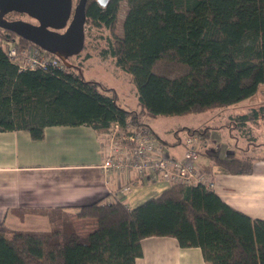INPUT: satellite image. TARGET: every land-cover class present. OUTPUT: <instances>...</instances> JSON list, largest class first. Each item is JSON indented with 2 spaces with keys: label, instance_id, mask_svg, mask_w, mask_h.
Listing matches in <instances>:
<instances>
[{
  "label": "trees",
  "instance_id": "obj_1",
  "mask_svg": "<svg viewBox=\"0 0 264 264\" xmlns=\"http://www.w3.org/2000/svg\"><path fill=\"white\" fill-rule=\"evenodd\" d=\"M126 2L118 34L119 0L105 6L87 0L85 33L107 29L98 52L111 55L129 74L138 107L122 106L112 87L84 78L82 60L89 52L70 66L19 69L0 41V130L25 129L36 139L48 125L89 124L107 131L113 122L141 119L145 112L227 108L264 84V0ZM1 34L34 44L8 29ZM87 46L85 41L83 49ZM258 119H264V103L231 115L228 123L252 139L248 123ZM208 128L188 127L186 133L203 136ZM213 165L248 173L252 158L215 156L205 171ZM46 213L55 224L49 231L9 229L0 222V264H135L147 236L197 246L209 264H264V219L233 208L203 184L170 183L131 208L118 200L80 205L75 217L93 219L86 233L63 208Z\"/></svg>",
  "mask_w": 264,
  "mask_h": 264
},
{
  "label": "crops",
  "instance_id": "obj_2",
  "mask_svg": "<svg viewBox=\"0 0 264 264\" xmlns=\"http://www.w3.org/2000/svg\"><path fill=\"white\" fill-rule=\"evenodd\" d=\"M262 100L255 105L264 103ZM137 107L136 101L135 107L126 108ZM243 111L224 110L215 121L187 122L182 126L186 131L188 127H209L203 135L206 143L200 144L196 159L201 170L205 171L215 156L252 158L248 173H231L220 165H213L207 173L213 179L211 188L227 204L250 217L264 219V152L249 153L252 147L264 149V135L260 137L262 141L256 136L264 132V119L248 123L252 142L244 145V137L237 136V129L228 123L231 115ZM144 115L151 117L148 112ZM150 128L172 153L181 154L187 133L167 143L155 128ZM106 144V131L89 124L48 125L37 139L25 129L0 130V222L9 229L49 231L55 224L46 211L63 208L80 226L81 219L74 215L80 205L118 200L131 208L170 185L163 177L149 180L135 170H104ZM125 185L130 188L122 191ZM141 247L142 255L135 264H209L199 247H181L172 236L144 237Z\"/></svg>",
  "mask_w": 264,
  "mask_h": 264
},
{
  "label": "built area",
  "instance_id": "obj_3",
  "mask_svg": "<svg viewBox=\"0 0 264 264\" xmlns=\"http://www.w3.org/2000/svg\"><path fill=\"white\" fill-rule=\"evenodd\" d=\"M3 29L0 26V41L10 61L19 69L64 66L57 55L36 44L22 45L16 38L4 37L1 34ZM106 134L102 163L104 170H135L145 179L163 177L171 183L203 184L207 187L213 184L210 174L196 165L200 144L206 143L204 136L186 134L181 144L182 152L176 155L141 119L132 116L127 117L124 123L113 122ZM129 188V185H125L121 190Z\"/></svg>",
  "mask_w": 264,
  "mask_h": 264
},
{
  "label": "rangeland",
  "instance_id": "obj_4",
  "mask_svg": "<svg viewBox=\"0 0 264 264\" xmlns=\"http://www.w3.org/2000/svg\"><path fill=\"white\" fill-rule=\"evenodd\" d=\"M76 1L77 0H74V3ZM126 10V0H119L118 19L116 23V32L118 34L122 33V22ZM22 18L32 20L28 16H22ZM108 33L109 32L105 28H87L85 41L88 43V46L82 49L79 55L70 56L68 60L75 64L83 59L86 52H89L90 56L82 60V73L84 78L95 79L102 82L105 86L112 87L116 91L118 101L122 106L128 108L135 107L137 101L136 88L134 83L130 80L129 74L115 63L111 55L102 56L98 52L99 48L106 43L104 37L107 36ZM262 99H264V84H260L257 91L252 96L231 104L227 108L213 107L201 112L182 115L151 114V117L143 115V117L141 116V120L148 127L152 126L155 128L164 141L171 143L176 136L183 137L186 134V129L182 125L187 122L215 121L218 119L219 112L221 113L224 110H229L230 112L246 110L248 106L255 105L257 101ZM236 135H240L238 131H236ZM262 135H264V132L256 134L259 140H261L260 137ZM247 142H252L249 136L244 137L242 144H248ZM252 148L251 152H249L252 155L264 152L262 151L264 149ZM86 219H81L82 223H80V226L78 225L80 233H86L92 227L91 224L93 223V219Z\"/></svg>",
  "mask_w": 264,
  "mask_h": 264
},
{
  "label": "water",
  "instance_id": "obj_5",
  "mask_svg": "<svg viewBox=\"0 0 264 264\" xmlns=\"http://www.w3.org/2000/svg\"><path fill=\"white\" fill-rule=\"evenodd\" d=\"M87 0H0V26L15 32L57 55L70 66V56L78 54L85 42ZM109 0H97L105 6ZM28 15L32 20L7 19L8 12Z\"/></svg>",
  "mask_w": 264,
  "mask_h": 264
},
{
  "label": "flooded vegetation",
  "instance_id": "obj_6",
  "mask_svg": "<svg viewBox=\"0 0 264 264\" xmlns=\"http://www.w3.org/2000/svg\"><path fill=\"white\" fill-rule=\"evenodd\" d=\"M22 16H28V15H26V14H24V13H22V14H12V13H10V12H8V13H6L5 14V17L7 18V19H16V18H22ZM29 17V16H28ZM30 18V17H29ZM23 19V18H22Z\"/></svg>",
  "mask_w": 264,
  "mask_h": 264
}]
</instances>
